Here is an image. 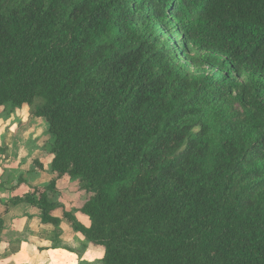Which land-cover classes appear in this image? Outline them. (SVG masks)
I'll list each match as a JSON object with an SVG mask.
<instances>
[{"label":"trees","instance_id":"1","mask_svg":"<svg viewBox=\"0 0 264 264\" xmlns=\"http://www.w3.org/2000/svg\"><path fill=\"white\" fill-rule=\"evenodd\" d=\"M23 106L56 178L9 204L58 227L67 176L102 264H264V0H0V108Z\"/></svg>","mask_w":264,"mask_h":264},{"label":"crops","instance_id":"2","mask_svg":"<svg viewBox=\"0 0 264 264\" xmlns=\"http://www.w3.org/2000/svg\"><path fill=\"white\" fill-rule=\"evenodd\" d=\"M44 121L29 106L9 111L0 108V264H102V250L64 217L68 212L83 226L91 225L79 212L91 196L80 190L78 182L67 176L58 180L59 208L53 212L61 220L58 227L43 224L37 207L9 204L56 178L49 169L51 137Z\"/></svg>","mask_w":264,"mask_h":264},{"label":"rangeland","instance_id":"3","mask_svg":"<svg viewBox=\"0 0 264 264\" xmlns=\"http://www.w3.org/2000/svg\"><path fill=\"white\" fill-rule=\"evenodd\" d=\"M160 28H162L163 30V38H165L173 48H176L177 50H180V49L184 50V53H182L180 56V60H181L182 65L186 67V72L190 73L192 76H195V77H199L202 75L213 77L215 73L218 72L217 68L207 64L204 61L194 62L190 60V58L194 57L195 54L188 53V51H186V48L182 47L181 38L183 37V35L181 33H177L175 29L169 30V28L164 25H160ZM232 111H233L232 119L234 121H240L243 118L244 110L239 105H235ZM42 120H45V119L42 118ZM44 122H46V120ZM45 124H47V122ZM47 126L48 125H45L46 128ZM47 133H48V130H47ZM48 135L50 136L49 133ZM50 141L52 143L51 138H50ZM47 150H48L47 151L48 155L52 157V161H53V155L49 152L48 148ZM52 161H51V164L49 165L50 170H51ZM234 181L239 183L240 188L254 186L250 182H243L242 178L235 177ZM74 182H78V181H74ZM78 186H79V182H78ZM98 248L102 250L103 255H104V252H105L104 248L101 246H98Z\"/></svg>","mask_w":264,"mask_h":264}]
</instances>
